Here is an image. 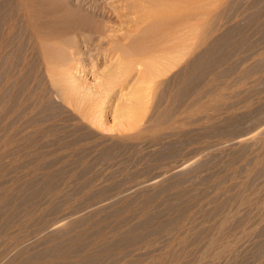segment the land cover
I'll return each instance as SVG.
<instances>
[{
  "label": "rangeland",
  "instance_id": "rangeland-1",
  "mask_svg": "<svg viewBox=\"0 0 264 264\" xmlns=\"http://www.w3.org/2000/svg\"><path fill=\"white\" fill-rule=\"evenodd\" d=\"M101 2H103V0H90V2L86 3V6L90 7L91 4H98ZM246 21V18H241L238 21H231L229 24L236 23L245 27L248 25ZM247 27L246 32L249 34L250 40L252 39V43H254L252 53L256 54L252 55V58H246L252 53L247 52L249 55L239 51L233 53L234 55L232 54L233 56H230V62H233L235 65L233 72H231L230 75L224 76L223 83V80H221L223 87L227 85L225 87L226 89H222V93L224 92L222 101L224 103L229 99H231L229 100L230 102L228 101L229 104L234 103V100H236V102H238V100L239 102L243 101L241 104L238 103L239 105L235 102L237 104L235 108L239 109V117L237 116L235 119L226 118L224 115L225 110L222 109L221 112L224 111L221 113V116H224H218L219 119H213L217 121L215 122L216 124L212 122L214 125H217V123L221 124L214 127L211 123L212 125H210V128L214 130L209 128L210 131L208 130L203 136H206L205 138H200L198 141L188 145L186 150L189 149L188 151L190 153L188 157L192 159L190 160L192 161L190 164L193 165L192 168L194 171L191 179L186 184L189 187L186 186L187 190L181 192V195H179L180 192L176 193L174 190L165 188L159 177L156 179L155 173L153 174L155 171L151 172V176L148 174L149 176L147 175L143 178L138 177L139 179H137L139 173L142 174V172L146 171L144 169L148 168V170H151L154 166L158 165L157 163L159 162L156 161V158L163 153L160 150H166L164 149L166 148V145H164V141L166 140L163 139L161 142L159 141L160 143L158 142V144L150 146L145 143H137L138 140L134 138H127L128 135L134 132L131 126L132 110H134V107L140 111L143 110L140 104L138 105L135 101H131V97H129L131 95L129 93L131 84L134 81L123 86L122 92L121 89L118 88L109 95L108 99L104 101L102 99L98 100L96 102L98 106L95 111L91 113L92 120L90 121L82 122L68 106H63L60 109L56 108L57 110L54 109L53 113L55 112L54 115L56 117L53 113L51 114V111L48 114L50 115L48 118L51 119V121H49H58V123L56 121L57 124L54 122L56 126L59 127H56L58 129V138L60 140L62 139V142H67L65 147H60L59 143L55 142V140H53L54 143L52 141L46 142L43 140H40L42 142L37 141L34 143L28 142L25 138L22 139L26 134L25 132L33 129H23L22 127L24 126L22 125L24 122L26 123V121L25 118L19 116L18 118L16 117L17 120H15L16 118L12 120V122L16 121L14 122L15 125L13 124V127H15L14 131H12L13 128L10 127L11 122H9L7 126H4L5 128L9 126V128H6L8 133H6L7 131L4 132L5 129H3V126H0V134L4 137L11 132V135H9L11 136L12 142L10 143L9 141L7 143L3 140V136H0V140H3L0 141V198L2 199H0L2 201V203L0 201V230H2V232L0 231V264H74L75 262L77 264H235L236 262V264H263L264 62L256 69H253L254 73L253 71V74L249 73V75L251 74L250 76L245 74L244 71L249 65L254 63L255 59L259 57L264 59V37H260L252 26L250 28L249 26ZM247 29L250 31H247ZM240 36L241 35L237 36V38L239 39ZM110 46L111 45L103 43L99 47H91V51H87L85 47L82 48L83 51L80 53V56H76V59L81 61L80 64L84 66L81 68V72L89 82L94 81L99 76L107 78L108 70L115 61V54ZM104 54H107V56ZM240 74H245V77L244 75L240 77ZM237 80L240 81L238 82ZM225 82L226 84H224ZM244 94L245 96H243ZM154 101L153 99L151 105L154 104ZM102 102H104V104L101 106ZM247 104L251 105V107L247 108ZM149 110L144 120H147L149 116H151L152 107ZM212 112L213 110L211 113ZM151 122L152 121H149V123H145V125H149ZM81 125L86 128H83ZM257 126L258 128H256ZM83 129L89 132L91 136L87 140L84 139L79 142V132L81 133ZM12 136L17 141L19 140V142L15 141ZM20 138L24 142L21 141ZM27 142L30 143L31 146L27 144ZM22 144H24V147ZM25 145H27V147ZM16 147L22 148L23 150ZM75 151H77V153H75ZM159 151L160 153L158 154ZM230 155L235 157V161L230 158L233 157ZM83 156L85 157L83 158ZM261 159L262 161H260ZM230 161H234V168L232 167L233 163H230ZM251 170L253 172H251ZM134 173L137 175L135 176ZM152 174L154 175L153 177ZM43 176L46 178L48 177V179ZM141 179L142 183H144L145 179V183H148L141 187ZM47 182L51 183L52 186ZM156 182L157 185L161 184L160 187L156 185ZM145 185H149V187L146 186L148 187L146 188ZM16 186L18 187L16 188ZM137 186H139V188ZM50 187L53 189L51 188V190ZM140 187L143 188V190H140ZM176 194H178L179 197ZM11 196L13 198H7ZM5 198L9 201H3ZM11 199L13 202H11ZM217 200H220V202L217 203ZM27 202H29V204ZM219 205L221 209L225 208L223 211L224 218H220L222 210L218 213L215 211ZM184 208H186V210ZM210 210H212L211 214L208 212ZM232 213H235L236 216H233ZM230 214L231 217L229 216ZM175 215L176 219H174ZM171 216L173 218H171ZM233 217L234 219H232ZM120 218L122 219L120 220ZM143 219L147 220L144 221ZM117 220L121 221L123 225L121 222H117ZM173 221H175V223ZM218 221H221L223 224ZM66 222L67 224H65ZM228 222L230 223L228 224ZM110 223H112V225ZM221 224L223 226L225 225V228ZM117 225L120 227L118 226V228H116ZM114 226L117 234L113 233L115 231ZM129 228L131 230H129ZM151 229H156L158 233L156 231L152 233L153 230ZM223 229H225L226 233ZM97 230H100V232ZM199 230L200 232H197ZM87 231L92 232L93 235ZM102 231L106 235L103 234ZM221 231L224 232V234H222ZM79 233L82 235H78ZM203 233H209L210 235H204ZM85 234H88V237L87 235L83 236ZM102 234L104 236H102ZM128 234L132 235V238H130ZM186 234L188 236H186ZM200 234H202V236ZM107 235L110 237L104 238ZM114 235L116 236L114 237ZM126 235L129 236L130 239H127ZM141 235L144 236L141 237ZM79 236L83 237L77 239ZM99 236L100 238H98ZM120 236H124L125 240L123 237L120 238ZM139 236L141 238H139ZM205 236L215 237L219 240L216 241L214 238L213 241L212 238H210L209 241V238H205ZM74 237L76 239H74ZM113 237L120 239H117V241ZM151 237H153L152 240L156 238L155 242L149 239ZM185 237H188V240L185 239ZM101 238H104L101 240L102 242L99 241ZM138 238L139 241L142 238L144 239L136 243L135 246L133 242L136 241V239L138 241ZM191 238L196 240L195 243L192 242L193 239ZM182 239L185 240L183 241ZM129 240L132 241L130 242ZM85 241L87 243H85ZM97 243L101 245L104 244V246L102 245L101 248V245H97ZM131 243L134 247H132ZM129 244L133 249L138 246L136 249L137 251L135 249H132V251ZM185 244L187 248H183V245L186 247ZM120 246L123 247L121 248ZM228 246L232 247V249L230 247L227 248ZM126 249H129L128 253ZM227 249L229 250V254H227ZM65 250L67 252H64ZM69 250H73L74 252H68ZM86 250L87 252L84 253ZM223 250L225 251V256L224 253L221 254ZM124 251L125 254H122ZM217 254L219 256L221 255V257L216 256ZM245 255H247V257ZM4 256L6 257L5 259ZM240 259H242V261ZM78 260H80L79 263Z\"/></svg>",
  "mask_w": 264,
  "mask_h": 264
},
{
  "label": "bare ground",
  "instance_id": "bare-ground-1",
  "mask_svg": "<svg viewBox=\"0 0 264 264\" xmlns=\"http://www.w3.org/2000/svg\"><path fill=\"white\" fill-rule=\"evenodd\" d=\"M88 2H90V0H0V126L1 127L3 126V129H5L4 132L7 131L6 133H8V130H6V128H9V126L6 128L4 126H7L8 123L11 122L12 125L10 123V127H12L13 129L12 128L11 129L12 131H14L15 127H13V124L16 121L12 122V120H14L16 117L18 118L19 116L21 118H25L26 121V123L24 122L26 125L24 123L22 125V123L20 122V124L24 126L22 127L23 129L24 128L33 129L31 131L29 130L25 132L26 134L25 135L23 134L24 136L20 135L23 136L22 139L25 138L28 142H34V143L40 140L46 142H51V141L53 142V140H55V142L59 143L60 147H65L67 142H62L61 141L62 139L60 140L58 138L57 128L59 127L56 126L58 121L54 119L56 117L54 115L55 112L53 113L54 109L56 108L60 109L63 106H68V108H70L72 112L81 119L82 122L90 121L92 120L91 113H93L96 107L98 106V104L96 105V102L98 100L102 99L104 101L108 99L109 95L115 92L118 88H120L122 92L123 86L134 81L131 84V88L129 91L131 95L129 94L130 95L129 97H131L130 98L131 101H135V103L138 105L140 104L143 110L140 111L136 109V107H134V110H132L131 126L134 132L131 135H128L127 138H134L138 140L137 143H145V144H149L150 146L154 144L155 145L158 144V142L159 141L161 142L163 139L166 140L164 141L165 142L164 145H166V148L164 149L166 150L163 149H162L163 151L160 150L163 153H161L159 156L157 155L158 159L156 158V161L159 162L157 163L158 165L153 167L154 170L153 169L148 170V168L144 169L146 171L143 170L144 172H142V174L139 173L137 179L143 178L148 174H150L151 176V172L155 171L153 172V174L155 173L156 179L157 177H159L160 181L164 184L165 188L169 190H174L176 191V193L180 192L179 195H181L182 194L181 192H185L187 190V187H189L186 184L191 179L192 173L194 171L192 168L193 165L190 164L192 162L190 160L192 159L188 157V154L190 153L188 151L189 149L186 150V148H188V145H191L195 141H198L200 138L201 139L205 138L206 136L205 137L203 136L205 133L208 132V130L210 131L211 129L210 125L217 122L214 121L213 119L215 118L219 119L221 113L224 110H225L224 115L226 116V118L235 119V117L238 116L239 109L238 108L236 109L235 106L238 103L241 104L243 101L239 102L238 100V102H236V100H234L237 104L235 102L229 104L228 101L231 99H229L225 103L222 101L224 97L223 96L224 92L222 93V91L224 90L223 88L227 86L225 85V87H223L222 85V83L224 82L223 78L224 76H227L228 74L230 75V73L233 72L235 65L233 64V62H230V58L234 55L233 53H236V51L243 53H247V52L252 53L253 51L252 47L254 48V43H252L251 41L252 39L250 40L249 34H247L246 32V28H248L247 26H249V28L252 26L260 37H264V0H111V1L103 0V2L101 3L98 4L94 3L91 4L90 7H87L86 3ZM241 18L242 19L246 18L247 19L246 23L248 22L247 23L248 25L244 27L236 23L229 24V22L238 21ZM248 30L249 29H247V31ZM239 35L241 36L238 39L237 36ZM103 43H106L107 45H111L110 46L112 47L111 50L115 54L114 64L108 70L107 78H103L99 76L94 81L89 82V80L82 74L81 68L84 66L80 64L81 61L77 60L76 56L77 55L80 56V53H82L83 51L82 48L86 47L87 51H91V47L93 46L99 47ZM249 53L247 54L249 55ZM254 54L256 53H252L246 58L249 57L252 58L253 57L252 55ZM104 55L107 56V54ZM263 62L264 59L262 57L255 59L254 63L249 65L248 68L245 69L244 73L250 76L251 74L254 73L253 69L259 67ZM249 73L251 74L249 75ZM245 74H243L244 77ZM240 75H241L240 77H243L242 74ZM221 80H223L222 83ZM224 84H226V82ZM243 96H245V94ZM153 99L155 101L154 104L151 105ZM103 104L104 102L101 103V106ZM151 107H152L151 116H149L147 120H144L145 116L147 115V112L150 111L149 109H151ZM250 107L251 105L247 104V108ZM222 109L224 110L221 112ZM212 110L213 112L211 113ZM50 112L51 114L53 113V115L55 116L53 119L56 120L57 123L53 119L52 120L56 124L54 122H50L51 119L48 118V116L50 117V115H48ZM17 118L15 120H17ZM149 121L152 122L149 125H145V123H149ZM220 124L217 123V125ZM217 125H214V127ZM256 128H258V126ZM9 134L11 135V132ZM9 134L7 136L5 135V137L1 134L0 136H3L2 138H4L3 140L5 142L8 143L10 141V143H12L11 136ZM79 134H80L78 138L79 142L84 139L87 140L91 136V134L85 131L84 129L81 133L79 132ZM22 139L21 141H23ZM14 140L17 141L16 139ZM17 142H19V140ZM28 142L27 144H30ZM24 144H22L23 147ZM25 146L27 147V145ZM160 151L158 152V154L160 153ZM75 153H77V151H75ZM84 157L85 156H83V158ZM230 158H232V160L235 161L234 156ZM260 161H262V159ZM233 162L230 161V163ZM233 166L234 163L232 164V167ZM251 172L253 171L251 170ZM153 174L152 177L154 176ZM136 175L137 174H135V176ZM132 176L134 175L132 174ZM46 179H48V177ZM145 180L144 183L141 182L142 179L140 180L141 187L144 186V184L148 183V182L145 183ZM50 182L52 183L51 180ZM51 183H49V185H51ZM158 185L160 187L161 184ZM146 186L149 187V185H145V187ZM17 187L18 186H16V188ZM137 187L139 188V186ZM141 187L140 190L141 189L143 190V188ZM51 188L52 187H50V189ZM7 198H13V197L11 196ZM5 200L7 199L5 198L3 201ZM11 202H13V200ZM218 202H220V200L219 201L217 200V203ZM27 203L29 204V202ZM186 208L184 209L186 210ZM224 209L225 208L221 209V206L219 205L217 210H215L217 213L222 210V215L220 218L222 217L224 218L223 215ZM211 211L212 210L208 212H210L211 214ZM232 215L234 216L235 213L234 214L232 213ZM229 216L231 217V214ZM171 218L173 217L171 216ZM121 219L122 218H120V220ZM174 219H176V215ZM232 219H234V217ZM117 222L120 223L121 221L117 220ZM173 222L175 223V221ZM218 222L222 223L221 221ZM229 223L230 222H228V224ZM65 224H67V222ZM110 224L112 225V223ZM119 225H117L116 228H118ZM223 227L225 228V225ZM116 228L113 233H116ZM129 230L131 229L129 228ZM151 230H153L152 233L156 231V229H151ZM223 230L226 233L225 229ZM0 231L2 232V230ZM97 231L100 232V230ZM103 231L102 233L105 234ZM222 231L221 233L224 234V232ZM197 232H200V230ZM89 233L93 235L92 232ZM179 233L183 234L182 232ZM103 234L102 236H104ZM78 235H82V234L79 233ZM86 235L88 237V234H85L83 236ZM200 235L202 236V234ZM204 235H210V234L205 233ZM108 236L109 235L105 236L104 238L106 237L108 238ZM115 236L116 235H114V237ZM129 236L130 238H132V235ZM129 236L126 235V238L128 239ZM142 236L144 235H141V237ZM186 236L188 235L186 234ZM82 237L79 236L77 239ZM121 237L124 238V236H120V238ZM141 237L139 236V238ZM153 237L149 239L152 240ZM98 238H100V236ZM104 238H101L99 241H101ZM139 238L138 241L136 239V241H134L135 243L133 242L135 246L136 243H139L140 241H142V239H144L142 238L139 241ZM205 238H209L210 241V238L212 237L205 236ZM214 238H212V240ZM74 239L76 238L74 237ZM114 239L117 240L116 238ZM155 239H153L154 241L152 240V242H155ZM185 239L188 240V237L187 238L185 237ZM215 240L218 241L219 239L215 238ZM129 241L131 242L132 240ZM195 241L196 240L193 239L192 242L195 243ZM83 243L81 244L84 245L87 242L85 241V243L84 244ZM98 243L97 245H101ZM126 243L125 245L127 246L129 242L127 244ZM133 244L131 243L132 247H134ZM102 245L104 246V244ZM230 246H228L227 248H229ZM132 247H130L131 250L133 249ZM137 248L138 246L134 249L136 250ZM183 248H187V245L186 247H184L183 245ZM230 248L232 249V247ZM66 250L64 252H67ZM73 250H69L68 252L70 251L74 252L75 250L74 251ZM128 250L129 249H126L127 253ZM227 251H226L227 254H229L228 249ZM85 252H87V250L84 251V253ZM221 252H222L221 254H223L225 251L223 250ZM122 254H125V251ZM216 256L219 255L217 254ZM245 256L247 257V255ZM219 257H221V255ZM5 258L6 257L4 256V259ZM80 260H78V263ZM240 260L242 261V259Z\"/></svg>",
  "mask_w": 264,
  "mask_h": 264
}]
</instances>
